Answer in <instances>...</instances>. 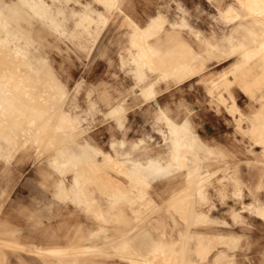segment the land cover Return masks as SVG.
Wrapping results in <instances>:
<instances>
[{
	"label": "rangeland",
	"instance_id": "1",
	"mask_svg": "<svg viewBox=\"0 0 264 264\" xmlns=\"http://www.w3.org/2000/svg\"><path fill=\"white\" fill-rule=\"evenodd\" d=\"M48 1L60 3L58 0ZM82 1L104 8L98 0ZM3 3L0 0V5L6 8L5 12L0 8V49H5L0 57L1 80L9 79V73H13L15 82L37 79L36 91L25 94L29 85L23 83L19 97L41 102L39 112L14 110V121H17L14 125L0 122V138L15 141L14 152L7 151L11 147L7 140H1L0 144V219L8 215L4 236L41 245L45 241L42 235L55 231L57 234L51 238L52 241L84 242L89 241L84 230L98 228L93 236L95 250L68 255L67 259L64 258L68 260L67 264H134L131 259L147 258L150 250L163 240L179 241L180 233L189 227L186 210L180 211V215L175 212L174 220L172 210L152 209L141 221L127 200L119 203L122 207L101 209L97 200L86 198L90 191L102 197L103 189L131 188L130 184L117 181V178H126L110 169L113 182L101 188L98 182L107 179V175L105 171H95V161L87 156L77 159L76 167L66 168L69 153L79 150L81 143L89 153L92 148L86 145L88 143L113 155L120 149L143 155L140 147L144 146L153 150L166 149L164 132L168 130L167 123L155 112L164 105L176 119L189 116L192 129L206 143L227 151L224 155L212 153L206 159V166L202 164L201 167L198 163L199 172H203L197 180L199 183L186 178L191 186L190 193L181 200L194 201L196 210L202 209L207 213L206 217L193 224L199 235H192L190 245L193 248L197 242L199 244L197 250L190 251V254L199 264H264V59L258 56L264 50L259 53L254 50L251 54H246L251 50L244 51L251 60L243 62L239 52L222 55L211 51L208 42L223 43L225 36L240 21L250 20L248 15L227 20L222 12L228 3L237 5L240 12H245L244 6L238 0H123L125 12L119 9L107 12L110 14L107 22L92 33L79 34L80 27L75 24L78 16L67 10L66 28L77 34L72 36L60 34L43 21L38 24L39 19L23 8L19 16L23 28L14 25L6 17L9 5ZM68 4L78 9L83 7L75 0ZM263 4L264 0L245 3L249 9L261 14H264ZM30 5L33 9L39 5L43 7L42 2ZM156 11L161 12L164 18L163 27L154 37L158 51L151 67H144L141 75L131 64L130 22H142L147 14ZM8 17L13 20L11 15ZM149 84L155 89L153 95L138 94L141 85ZM44 91H56L58 95L46 97ZM220 93L227 97L225 102L218 98ZM60 98L64 108L84 116L69 132L59 130V127L50 129L53 121L59 125L57 116L63 111L55 107ZM232 102L238 105L236 109ZM51 111L53 115L48 120L47 115ZM22 115H26L24 119ZM99 126L102 127L97 128ZM183 126L174 131H185L187 126ZM16 131H21L18 140ZM85 138L87 143H84ZM21 140L24 143H19ZM185 148L183 154L187 153ZM47 156L53 160L57 158V166L68 170L65 175L67 182H70L73 171L77 172L79 187L75 199L81 196L79 190L82 186L90 185L88 194L82 195L85 196L83 202L62 200L55 187L46 183L44 172L50 168V163L44 161ZM184 161L179 162H182L179 166L183 170L178 171L172 181L161 178L151 185L141 186L145 195H154L158 202L165 203V197L172 190L184 185L185 172L193 167ZM114 169L123 170V167L115 163ZM125 173L129 177L127 167ZM130 180L129 177V182L135 186L143 182L142 178ZM67 196L71 197V194ZM108 200L110 203L117 201L114 197ZM101 202L105 204L104 199ZM146 204L147 199L143 198L134 205L146 210ZM65 205L80 212L81 225H74L69 234L63 232L66 226L64 218H70L60 210ZM258 206L263 210L259 211ZM141 222H145L146 227ZM146 228L147 243L141 238V231ZM11 229L17 234L13 235ZM122 234L130 244L126 251L112 245V241ZM107 235L113 238H104ZM173 245L176 244L170 243L166 252L161 253V258L155 259L157 264H166L169 258L176 256L177 251H170ZM96 246L101 247L100 250ZM23 249L14 243L0 241V264H15L16 251ZM104 251L109 254H104ZM36 253L41 254L38 250ZM203 254L207 255L205 259ZM33 263L43 264L37 259ZM57 263L66 264L59 260Z\"/></svg>",
	"mask_w": 264,
	"mask_h": 264
},
{
	"label": "crops",
	"instance_id": "2",
	"mask_svg": "<svg viewBox=\"0 0 264 264\" xmlns=\"http://www.w3.org/2000/svg\"><path fill=\"white\" fill-rule=\"evenodd\" d=\"M58 1H60V3L50 2L48 0H3L5 4L7 3L9 5L8 14L6 17L14 25H20L23 28L21 22L19 21V16L21 14L20 11L23 8L27 10L28 13L30 12L31 15H34L39 19L37 22L38 24H39V21H43L44 23L52 27L55 31H58L60 34H69L72 36L77 35V34L73 31L69 32L66 28L65 19H66L67 10H69L71 15L78 16L75 19V24L76 26L80 27L79 34H82L83 32L92 33L95 30H97V28H99L100 25L104 24L109 19L110 14H108L107 12L112 13L116 9H119L120 11L125 12L124 6H122L123 0H98L99 2L103 4L104 8L97 7L96 5H93L90 1L84 2L82 0H75L77 2L82 3L83 7L80 9L70 6L68 4L70 0H58ZM256 1H260V0H238L239 4H242V6H244L245 12H240L238 6L235 5L234 3H228L223 8L222 12L224 13L225 18L227 20L237 19L241 15H248L251 17V19L248 20L247 22L240 21V23L234 28V30L229 35L225 36V41H223V43L208 40L209 45H211L210 47L211 51L219 52L220 54L222 55L224 54L226 56L236 51V52H239L240 56L242 57L243 62L251 60L247 57V55H244V51H247V50L253 51V50L259 49L262 43H264V14H261L260 11H257V10H251L247 7V5H245V3L256 2ZM39 2H42L43 7L39 5V7H37L36 9H33L30 5L31 3L38 4ZM0 8L3 10V12H5L6 8L4 7V5H0ZM8 15H11L13 20L9 18ZM163 23H164V18H163L162 13L159 11H156L155 13L147 14L142 22H139V21L137 22L135 20H131L130 22L131 27H132V34H131L132 36L130 39L131 46L129 47V50L131 52V64H132V68L138 69L141 75H143L144 73L143 68L148 67L149 65L151 67L152 62L155 60V56L158 51V48L155 46L154 37L158 34L160 29L163 27ZM141 44H144L146 51L140 56L139 52L141 50L140 48ZM31 52H32V47L30 51V54L32 56ZM242 54L244 56H242ZM122 56H124V54H122ZM258 56H261L264 59V53ZM154 91L155 89L153 88V85L149 84V85H144V86L141 85V90L140 91L138 90L137 92L140 95L141 94L142 95H145V94L153 95L155 93ZM44 92L46 94V97H51L57 94L56 91H48V92L44 91ZM218 98L222 102H225L227 97L224 94L220 93L218 95ZM232 107L236 109L238 105L235 102H232ZM57 108H60V111L65 112L68 115L70 121L66 122L63 125L61 124L56 125L55 121H53L50 129H53L54 127H59V130L69 132V129L70 130L75 129L78 126V124L84 119V116L81 115L80 113L78 112L74 113L71 109L64 108L61 103V98L57 106L55 107V109ZM155 112L159 114L160 116L159 119H162L166 121L167 123L168 130L167 132H164V138L168 146L166 149L153 150L148 146H144L142 148L140 147V150H143L142 152L143 155L135 154V151L133 150H121V149L116 150L115 151L116 154L113 155V154H110L106 149H98V148L96 149L95 146L88 143L86 145H89L92 148L91 152L89 153L88 149L85 148V145L81 143L80 144L81 147L79 150H72L69 153L68 162L70 164L76 163L77 159L78 160L83 159L85 156H87L88 159L91 158L92 161H95V171H98V170L105 171L107 175V179L109 181L107 179L99 180L98 184H100V187L103 186V188H105V186L108 185L109 182H113V174L109 172V170L111 169L123 175L126 178V179L117 178L118 182H121L122 180L123 183L130 184L131 188L127 189V187L126 188L120 187V188H113L112 190L103 189L104 195L102 197H98L97 195H94L92 190L90 191L91 194H88L87 189L90 190L91 187L90 185L88 186L86 185V186H82L81 189L79 190V192L81 193V196L78 199L77 198L75 199L74 196L76 193H78L76 191H77V188L79 187L77 184V177H78L77 172L74 170L72 173V178L70 182H67L65 175L68 170H66L65 168L64 169L61 168V166L57 167L58 164L55 162L57 158L56 159L54 158L55 160H53L51 156H47L46 159H44V161H47L48 163H50V166H49L50 168L46 169L44 172V178L46 180V183L52 184L55 187L56 193H58V196L62 200L72 199L76 203H78L77 201L83 202L84 201L83 199L85 198V196H82V195L85 193L89 195V196H86V198L91 199L92 201L97 200V202L101 206V209H104V210H110L114 207H122L119 205V203L127 200L130 204V207L133 210H135L136 215H140L141 221L143 218L145 220L146 214L148 213V211L152 209H157L161 211L172 210L173 218H175L176 216L175 212H177L178 215H180V211L186 210L187 209L186 207H188L187 210H193V211L196 210L194 208V201H188L189 202L188 203L185 200L184 201L180 200L181 197L184 198V195L190 193L191 186L186 181V178L189 177V173H190L189 170H186L185 172L184 185L180 186L178 190L177 189L172 190V192L168 196L165 197V203L163 204L158 202L154 195H149V194L145 195V192L141 188V186L151 185L155 181L161 178H168L170 181H172L174 178H176V173L178 171L183 170L179 166V162H177L179 160L175 159V152L173 151L174 140L178 138L181 139L182 144L187 145V153L184 154L185 156L184 159H186L191 166H194L192 164H195V163H200L201 166L202 164L203 166H206L208 164V162H206V159H208L212 153L224 155V153H227V151L225 148H222L220 146H214V145L206 143L192 129V122L189 116H183L180 120L176 119L169 114V112L166 110V107L164 105H160L156 109ZM170 122L176 123L180 126L185 125L187 126V129L178 134V132H175L176 130L174 131L171 129L170 124H169ZM101 127L102 126H99L97 128H101ZM67 135L69 136V134ZM67 135H65V137ZM194 138H195V141H194ZM1 140H7V139L0 138V144H1ZM87 141L88 139L85 138L84 143L85 142L87 143ZM7 142L11 144V147L7 151L14 152L13 146L15 145V141H13V139L8 138ZM21 142L24 143L22 140L19 143ZM192 145H193V149H192ZM100 154L103 156L102 158L97 157V155H100ZM148 160L150 161L147 163ZM154 160H160L161 164L165 166L164 167L165 169L156 170L155 174H153V169L147 165ZM132 162L147 166V168L145 166L140 171V173L142 172V174L140 175L142 176L141 178L144 182H141L140 185H136L135 187L128 181L129 177L125 173V167L127 168L131 167ZM115 163L122 165L123 170L114 169ZM166 165L167 166L170 165L171 168L169 167L167 169ZM190 165L189 167H191ZM68 193L71 194V197L67 196ZM63 195H66L65 198L63 197ZM174 196L175 197L177 196V197L175 198ZM112 197L117 199L115 203L109 202L108 199ZM143 198L147 199L148 204H146V207H145V209L147 208L146 210H142L141 206L138 208L137 206L134 205L136 202L140 201ZM103 199L105 200V204L101 202V200ZM103 206L106 208H104ZM78 207L79 206H77V208ZM80 208H86V207L80 206ZM60 210H62L63 214L70 215L69 220H66L67 218L66 219L64 218V221L66 222V226L64 227L63 232L65 234H69V232L73 229L74 225H78V227L81 225L80 212H77L79 211L78 209L71 208L65 205ZM7 216L4 215L0 219V230L2 231L0 233V241L14 243L19 248H25V250L23 249V250L16 251L17 261L15 264H34L33 262L36 259L43 262V264H51V263L55 264L58 262V260L59 262L63 261L67 264L68 260L66 261L64 260V258L68 255H72V253L75 254L74 253L75 250H79V248L81 250L83 249V246L85 245L92 246L93 247L92 250L94 249L95 238H93V236L95 235V230L96 229L98 230V228L89 227L84 230V235L89 241L69 242V243H61L58 241H52L51 238H53L57 234L55 231H53V233H49L48 235H46L47 233L43 234L42 237L45 238V241H43L41 245H38L34 241H26V240L16 239L13 237L4 236V233H6L7 231L5 228L8 222L6 218ZM174 220H176V218ZM144 224L145 222H143L141 225L146 227ZM192 224H194V222H192ZM124 228L126 227H122L121 229H124ZM121 229L117 228V231L120 232ZM10 231H12L13 235L17 234V232L13 229H11ZM123 236L125 237V239H123V241L121 240L120 244L116 246L122 250L124 248V245H126L127 248L130 247L129 240L126 238L125 234H122V237ZM146 236H147V228L144 231H141V238H143L144 242L146 241L145 243H147ZM106 237H108L109 239L113 238V236L111 237L109 235L105 236L104 238ZM122 237H119V239ZM176 242L177 241L175 240H171L170 243L175 244ZM161 243H159L156 247L150 250V254L147 258H150L153 255L157 254V252L160 249ZM47 248H49L50 250H52L51 248L60 249L61 255L59 254L55 255V253L48 254L46 252L43 254L36 253L38 249L46 250ZM71 248H74L75 250ZM104 252L109 254L107 251H104ZM65 254H68V255H65ZM147 258H144V259H147Z\"/></svg>",
	"mask_w": 264,
	"mask_h": 264
},
{
	"label": "bare ground",
	"instance_id": "3",
	"mask_svg": "<svg viewBox=\"0 0 264 264\" xmlns=\"http://www.w3.org/2000/svg\"><path fill=\"white\" fill-rule=\"evenodd\" d=\"M117 5V4H116ZM261 5V4H260ZM264 5V4H263ZM259 6V5H258ZM3 16V15H2ZM263 33V32H262ZM234 39V38H233ZM213 45V44H212ZM245 45V44H244ZM141 47V50H140V56L143 54V53H145V51H146V49H145V47H144V44H141L140 45ZM258 46V45H257ZM259 46H260V44H259ZM147 47V46H146ZM210 47H211V45H210ZM213 48V47H212ZM245 48V47H244ZM256 49V48H255ZM5 50V49H4ZM4 50L3 49H0V57H1V55H2V53L4 52ZM260 50H264V43H262V45H261V47L259 48V49H257V50H255V52L256 53H259L260 52ZM254 51V50H253ZM253 51H251V52H248L247 51V53L246 54H251ZM149 52V51H148ZM4 54V53H3ZM261 54V53H260ZM145 55V54H144ZM148 55V54H147ZM253 55V54H252ZM242 56H244L243 54H242ZM252 57V56H251ZM255 57V56H254ZM250 58V57H249ZM151 59V58H150ZM143 64V63H142ZM150 66V65H149ZM23 73H24V71H22ZM1 74H2V71H1V69H0V122H4V123H9L8 124V126L10 125H14L16 122L14 121V114H13V111L14 110H16L17 108H20L21 110L22 109H24L25 110V112H29V111H34V112H39V111H37L38 109H40L38 106L39 105H41V102L39 101V102H37V101H34V102H32L31 100H29V99H20V97H19V91H21L22 90V84L24 83V84H27V86L29 85V88L28 89H26V93L25 94H27L28 95V93H32L33 91L35 92L36 91V89H37V86L39 85V83H38V80L37 79H35L34 81H22V82H20V79L19 80H17L16 82L15 81H13V78H14V75H13V73H9V79H7V80H1ZM19 76V75H18ZM22 80V79H21ZM23 84V85H24ZM40 86H41V84H40ZM25 88H26V86H25ZM40 91V90H39ZM155 92V91H154ZM40 93H42V92H40ZM24 95V94H23ZM40 95V94H39ZM57 96V95H56ZM41 97V96H40ZM22 98V97H21ZM59 101V100H58ZM43 104V103H42ZM24 112V111H23ZM45 112H46V110H45ZM20 114V113H19ZM17 115H18V113H17ZM53 115V112L51 111L50 113H48V115H47V119L48 120H51V116ZM23 116V115H22ZM24 116H26V115H24ZM24 116H23V119H24ZM15 117H17V116H15ZM18 118V117H17ZM169 119V118H168ZM72 120V119H71ZM57 123L60 125V124H62V123H65V122H67V121H70L69 120V117H68V115L65 113V112H61L60 114H59V116H57ZM172 121V120H171ZM39 122V121H38ZM173 122V121H172ZM2 124V123H1ZM7 124H6V126H7ZM170 124V127L174 130V129H178V128H180V125H178V124H176V123H169ZM183 124V123H182ZM3 125V124H2ZM5 125V124H4ZM3 125V126H4ZM39 126H40V124H39ZM183 126V125H182ZM2 127V126H1ZM5 127V126H4ZM184 127V126H183ZM8 128V127H7ZM186 129H187V127H186ZM8 130H10V129H8ZM22 130V129H21ZM181 130V129H180ZM179 130V131H180ZM13 131V130H12ZM178 131V132H179ZM10 132H11V130H10ZM17 132V134L15 135V137L17 138L16 140H18L19 139V137H20V132L21 131H16ZM27 132V131H26ZM188 132H190V131H188ZM180 133V132H179ZM178 133V134H179ZM0 134H1V132H0ZM14 134V133H13ZM187 135V134H186ZM177 136V135H176ZM180 137V136H179ZM195 137V136H194ZM181 138V137H180ZM197 138V137H196ZM24 139V138H23ZM26 139V138H25ZM191 140V139H190ZM194 141H195V138H194ZM186 142V141H185ZM191 142V141H190ZM193 142V141H192ZM186 144V143H185ZM197 144V143H196ZM198 145V144H197ZM174 152H175V159L176 160H179V161H177V162H180V161H182L183 160V162H185L184 160H186V159H184L185 158V156H184V154H183V149L185 148V147H187V145H184V144H182V142H181V140L179 139V140H174ZM200 146V145H199ZM198 146V147H199ZM202 147H203V145H202ZM192 149H193V145H192ZM185 150H186V148H185ZM193 151V150H192ZM186 152V151H185ZM174 155V154H173ZM194 157V156H193ZM200 159V158H199ZM81 160V159H80ZM64 161V160H63ZM193 161V160H192ZM202 161V160H201ZM81 162H83V161H81ZM80 162V163H81ZM62 163V162H61ZM171 163V162H170ZM174 163V162H173ZM182 163V162H181ZM179 164V165H182V164ZM92 164V163H91ZM177 164V163H176ZM187 164V163H186ZM185 164V165H186ZM189 164V163H188ZM76 165V163H74L73 165L72 164H70L69 162H66V168L68 169V167L67 166H70V168H71V166H75ZM81 165V164H80ZM83 165H84V163H83ZM87 165H90V164H87ZM93 165V164H92ZM91 165V166H92ZM171 165V164H170ZM170 165H166V167H167V169L170 167ZM190 165V164H189ZM192 165H194L193 167H191L192 169H190V173H189V177L188 178H190L193 182H196L197 180H198V178L200 177V175H201V173L199 172V168H198V163L196 164H192ZM201 165V164H200ZM146 165H142V164H137V163H134V162H132V165H131V167H128V169H129V177H130V179L131 180H133V181H138L137 179H140L142 176L140 175V174H142V172L140 173V171L145 167ZM147 166H149L150 168H152L153 169V174H155V171L156 170H160V169H165L164 167V165H162L161 164V161L160 160H154V161H152V162H150ZM147 166H146V168H147ZM173 166V165H172ZM177 166V165H176ZM183 166H184V163H183ZM191 166V165H190ZM58 167V166H57ZM76 167V166H75ZM93 167V166H92ZM186 167H187V165H186ZM202 167V166H201ZM69 168V169H70ZM89 168V167H88ZM149 168V169H150ZM171 168V167H170ZM174 168V167H173ZM72 169V168H71ZM77 169V168H76ZM89 169H91V168H89ZM151 169V170H152ZM166 169V170H167ZM186 169V168H185ZM174 170V169H173ZM188 170V169H187ZM92 171V170H91ZM201 171V170H200ZM93 172V171H92ZM170 172V171H169ZM168 172V173H169ZM63 173V172H62ZM127 174V173H126ZM127 176V175H126ZM90 178V177H89ZM108 180V179H107ZM130 180V181H131ZM109 181V180H108ZM129 181V180H128ZM140 181V180H139ZM132 182V181H131ZM144 182V181H143ZM198 182V181H197ZM139 183V182H138ZM146 183V182H145ZM199 183V182H198ZM134 185V184H133ZM138 185V184H137ZM135 186V185H134ZM196 187V186H195ZM201 187V186H200ZM197 190H198V188H197ZM196 190V191H197ZM121 191V190H120ZM118 192V191H117ZM201 192V191H200ZM196 193V192H195ZM180 195V194H179ZM206 196V195H205ZM175 197V196H174ZM177 197V196H176ZM175 197V198H176ZM188 197V196H187ZM206 198V197H205ZM191 199H192V197H191ZM190 199V200H191ZM181 200V199H180ZM193 200H194V198H193ZM205 200H208V199H205ZM173 201V200H172ZM175 202V201H174ZM189 203V202H188ZM192 204V203H191ZM174 206V205H173ZM187 206V205H186ZM187 209H188V207H186ZM195 208V207H194ZM187 209H186V217H187V221L189 222V227H188V229H186V231L185 232H182L181 233V239L179 240V241H177L175 244V246L173 245L170 249V251L173 253L174 251H177L176 253V256L174 257V258H169L168 259V262L166 263V264H199L198 263V261H197V259H196V257H192V253L190 254V251H192V250H197V248H198V246H197V243H196V245H195V247H191V245H190V241H191V238H192V235H199L198 234V230H196V229H194L193 228V224H192V222H194V224H197V222L199 221V220H201V218H203V217H206L207 216V213L204 211V210H202V209H200V210H188L187 211ZM258 210L259 211H262L263 210V208H262V206H259L258 207ZM129 232V231H128ZM204 234V233H203ZM200 235H202V233L200 234ZM215 235V234H214ZM204 236V235H203ZM120 237H122V235L120 236ZM207 237V236H206ZM205 237V238H206ZM123 239H125V237L123 236L122 238H117L115 241H112L113 243H112V245H114V247H116V246H118L119 244H120V241L122 240L123 241ZM198 240V239H197ZM170 242H171V240L170 239H165V240H163L162 241V243H161V246H160V249H159V251L157 252V254H155V255H153L152 257H150V258H147V259H142V260H139V261H135V260H133V259H131V261H132V263H138V264H140V262H144V264H157V262H156V260L155 259H157V257L159 256H162L161 255V253H164V252H166V247H168V246H170ZM199 244V243H198ZM212 245V244H211ZM210 245V246H211ZM123 246V245H122ZM209 246V245H208ZM209 246V247H210ZM95 247V246H94ZM96 247H98V246H96ZM209 247H208V249H209ZM66 248V247H65ZM70 248V247H69ZM92 246H87V245H85V246H83V249H81L80 250V248H79V250H75L74 248H71V249H73V250H75L74 251V253L75 254H80V253H86V252H90V251H92ZM99 248V247H98ZM101 248V247H100ZM100 248H99V250H100ZM108 248H109V246H108ZM201 248V247H200ZM212 248V247H211ZM210 248V249H211ZM52 250H50L49 248H47L46 250L45 249H38V251L40 252V253H55V255L56 254H59V255H61L60 254V249H53V248H51ZM77 249V248H76ZM191 249V250H190ZM72 250V251H73ZM95 250V249H94ZM126 250H128V248L126 247V245H124V248H123V251H126ZM71 251V252H72ZM208 252V251H207ZM99 253V252H98ZM209 253H210V251H209ZM73 254V253H72ZM104 254H107V253H105L104 252ZM122 254V253H121ZM175 254V253H174ZM207 255H208V253H206ZM206 254H203V257L202 258H206ZM65 255H68V254H65ZM158 257V258H159ZM128 258H130V257H128ZM161 258V257H160ZM159 258V259H160ZM158 259V260H159ZM128 260V259H127ZM206 263H208V262H203V263H201V264H206ZM218 264V263H217ZM221 264V263H220Z\"/></svg>",
	"mask_w": 264,
	"mask_h": 264
}]
</instances>
